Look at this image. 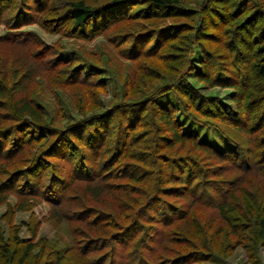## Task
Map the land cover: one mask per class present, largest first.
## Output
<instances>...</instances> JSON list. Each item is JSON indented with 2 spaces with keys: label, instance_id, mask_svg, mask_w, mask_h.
I'll use <instances>...</instances> for the list:
<instances>
[{
  "label": "trees",
  "instance_id": "16d2710c",
  "mask_svg": "<svg viewBox=\"0 0 264 264\" xmlns=\"http://www.w3.org/2000/svg\"><path fill=\"white\" fill-rule=\"evenodd\" d=\"M0 28V264H261L264 0H0ZM35 201L70 242L14 220Z\"/></svg>",
  "mask_w": 264,
  "mask_h": 264
},
{
  "label": "rangeland",
  "instance_id": "374dc122",
  "mask_svg": "<svg viewBox=\"0 0 264 264\" xmlns=\"http://www.w3.org/2000/svg\"><path fill=\"white\" fill-rule=\"evenodd\" d=\"M23 28L34 30L41 37V39L45 41L47 44L56 43L59 46L64 47L63 51H65V54H68L70 49H75L77 51L83 49L84 55H86L87 52L89 51H93V52L96 51L98 52V54L100 53L103 54L104 51L113 49L109 37L105 36L106 34L104 33L98 34L91 39H84V38H76L71 36H64L59 33L50 32L47 31L46 29L40 28L36 24L25 25L23 26ZM120 55L112 58V60L118 62V58H119L121 63H125L126 61L124 57ZM102 64L103 63H101L100 65ZM186 77L188 81H190L192 84L196 86L199 92L203 94L217 95L223 104L231 105V106L233 105V103L229 99L230 88L221 87L217 85L207 86L203 84L201 81L197 80L192 74H188ZM106 82H107L106 91L99 93L100 99L105 103L111 97L110 81L107 80ZM7 200L11 203L10 206H12L14 202L17 201V198L13 194H10ZM6 206H8L6 203L0 204V212L6 209ZM27 209L28 210L26 211H17L14 220L15 221L27 220L29 211H33L34 212L33 216L39 219L37 236L42 235L47 237L48 239H52L55 241L57 240L61 245H66L68 242H70L69 226L66 221H60L58 225L54 226L49 221L43 219V216H45L47 213V209H49V205L45 201H40V202L35 201V203L31 204ZM19 234L24 237H28V233L24 228V226H22V228L19 229ZM257 256L261 264H264V245L257 246ZM218 264H250V262L248 260L244 248L238 245L227 256L224 257V261Z\"/></svg>",
  "mask_w": 264,
  "mask_h": 264
}]
</instances>
